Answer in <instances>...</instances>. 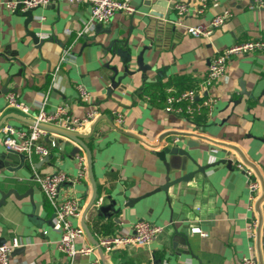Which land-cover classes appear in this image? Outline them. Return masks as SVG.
<instances>
[{
  "label": "crops",
  "instance_id": "obj_1",
  "mask_svg": "<svg viewBox=\"0 0 264 264\" xmlns=\"http://www.w3.org/2000/svg\"><path fill=\"white\" fill-rule=\"evenodd\" d=\"M18 1L0 0V154L5 151L2 128L27 130L30 125L19 117L34 120L45 97L49 114L63 104L80 119L97 112L78 133L91 134L83 142L91 154L95 201L102 199L100 208L112 209L98 216L94 201L83 219L93 195L87 170L86 181L59 189L60 198L72 197L82 205L81 216L72 219V225L85 223L95 241L100 236L95 222L108 233L119 234L144 220L163 232L146 248L109 254L96 248L95 254L73 261L61 254L53 209L34 174L62 172L75 177L80 150L73 155L78 148L75 143L49 133L42 138L51 149L49 161L33 156L21 163L12 157L11 171L0 169V190L16 192V197L11 195L0 206V244H9L13 238L20 241L11 253V264H92L95 260L98 264H241L251 257L264 264V55L238 56L228 62L224 78L209 91L217 102L202 126L164 111L168 96L195 87L218 52L235 43L264 40V8L250 10L253 0H219L199 15L193 0H169L189 7L177 26L172 24L176 20L173 6L153 23L144 0H130L137 10L134 15L117 13L108 24L95 25L91 33L78 38L90 17L88 4L52 3L36 8L28 25L37 37L49 36L37 48L25 34L22 12L15 14L6 7ZM225 11L231 18L211 37L187 34V27L207 24ZM66 47L68 56L62 62ZM77 86L90 94L88 103L78 98ZM12 92L27 108L26 114L6 108V96ZM115 113L122 115L121 125L115 124ZM186 134L201 146L180 142V135ZM174 136L197 166L220 160L231 164H216L164 192L160 189L167 177L175 182L197 170L180 155H166L165 162L158 158L156 153ZM55 141L58 147H52ZM239 161L252 167L260 181L262 200L253 208L247 179L234 167ZM254 221L253 239L249 228ZM194 227L203 235L193 233ZM176 232L185 236L182 244ZM88 244L95 246L86 233L77 240V246Z\"/></svg>",
  "mask_w": 264,
  "mask_h": 264
},
{
  "label": "built area",
  "instance_id": "obj_2",
  "mask_svg": "<svg viewBox=\"0 0 264 264\" xmlns=\"http://www.w3.org/2000/svg\"><path fill=\"white\" fill-rule=\"evenodd\" d=\"M197 4L196 13L202 14L210 6L219 2V0H193ZM66 2L70 4L86 3L90 7V17L77 37H83L91 33L95 25L108 24L115 14L123 13L127 16H132L136 13V8L130 4V0H21L16 3H8L7 8L14 11L18 4H20V11L24 12L30 9L45 7L49 4H56ZM264 8V0H253L249 5L250 10H259ZM173 10L176 13V20L172 24L181 26L182 19L189 12L188 4L179 3L173 5ZM231 14L225 11L213 17L207 24H198L187 27L186 32L193 38H209L221 26H223L229 19ZM70 30H66L64 34L70 35ZM47 34H38L40 40L48 39ZM69 48L63 50L61 61H66ZM254 53L264 55V40H250L242 43H235L228 48L218 52L210 61L205 76L198 84L188 90L179 93L171 94L166 99L164 111L169 115L186 118L193 124L195 117L200 114L201 109L207 111V117L211 115L217 99L210 95L209 91L213 85L222 80L226 74L228 62L238 56H245ZM58 69V68H57ZM57 72V71H56ZM55 73L53 81L55 80ZM78 98L82 102H89L90 94L83 86L76 87ZM46 97L39 104V110L34 117L35 124L30 126L27 130L15 128L6 125L2 128V144L6 152H12L17 155H23L26 160L31 161L33 156H38L44 159L50 156L51 149L44 145L42 138L49 132L37 127V124H45L56 128L64 129L71 132H77L91 122L97 116V112H91L85 118L80 119L70 113L69 106L63 104L58 106L51 114L45 111ZM6 108L18 110L24 114L27 113V108L19 101L16 93H9L6 96ZM114 122L117 125L123 123L121 114L115 113L113 115ZM195 124V123H194ZM178 138L174 139L173 143H177ZM55 145L52 144V147ZM80 154L77 156L79 169L75 177L68 176L62 172H57L45 176L34 174V181L39 186L43 196L53 209V228L59 234V241L57 243L58 251L66 256L70 261L76 257H87L95 254L96 248L105 254L114 251L126 250L130 248H146L154 241L162 232L161 227L155 226L147 221L138 220L131 226V231H123L115 236H98L96 239V246L86 245L77 246V240L84 238L85 231L82 226H73L72 219L79 218L82 213V205L80 201L75 198H60L59 189L65 184H74L76 182L87 180V159L85 152L79 147ZM236 170L242 172L246 179L249 190L250 208H253L254 203L259 200L260 181L256 175L255 170L243 161L235 162ZM1 176V173H0ZM102 199L95 201L93 207L99 209ZM256 221H254L249 228L250 235L254 239ZM193 233L202 232L198 227L191 228ZM264 245V239H263ZM20 246V241L13 238L9 244H0V264H11V253ZM92 264H98L95 260ZM241 264H259L257 258H244Z\"/></svg>",
  "mask_w": 264,
  "mask_h": 264
},
{
  "label": "water",
  "instance_id": "obj_3",
  "mask_svg": "<svg viewBox=\"0 0 264 264\" xmlns=\"http://www.w3.org/2000/svg\"><path fill=\"white\" fill-rule=\"evenodd\" d=\"M19 1H21V0H19ZM173 5L174 4L172 2H170L169 0H144V6L149 9L148 15H149V17L151 19V22H153V23L155 22L156 19L163 18V15L166 12V9L168 8V6L172 7ZM34 10L35 9H30V10L24 11V12L21 13V16L25 19L24 20V27L26 29V31H25L26 36L31 40V42H32V44L34 46L39 48V46L43 43V40H40L36 36V33L34 31L28 30V25L33 21V11ZM19 12H20V4L17 5V7L15 9V14H19ZM242 94L247 95V93L245 91H243ZM19 120L27 123L30 126H33L35 124L34 120H26V119H24L22 117H19ZM37 127L42 129V130H45V131H47V132H49L51 134H55V135H58L60 137L66 138V139L72 141L73 143H75L78 146V148L76 147V148L73 149V152H72L73 155L78 153L79 147L82 148L86 152V155H87V166H88L90 178H91L92 185H93V195H92L91 201L89 202L87 208L84 211V214H83V219H84L85 215L87 214V212L92 207V205H93V203H94V201L96 199V196H97V194H96V185H95V182H94V179H93V175H92V165H91L90 150L87 148V146L83 142V140L89 138L91 136V134L90 135H83V134H80V133H77V132H71V131H67V130H64V129L56 128V127L45 125V124H37ZM191 136L192 135H189V134L180 135L179 140H180V142H186L187 146H189V147H194L195 148L197 146H201V143L199 142V140H195V141L189 140L188 138H191ZM175 138H176V136L171 137L170 140H169V144L164 146V147H162L160 149V151L156 153L158 158L161 161L165 162V156L166 155H170V156L171 155H174V156L175 155H180V156L188 158L191 162H193L196 165V163L190 158L189 154L186 151H184L181 148H179L177 143H173ZM53 143H54V145L56 147L59 146L57 141H55ZM12 157H17L20 160L21 163H23L26 160V158L23 155H17V154L12 153V152L4 151L2 154H0V169L6 167L8 171H11L10 167H11V159H12ZM49 159H50V157L45 158L46 161H49ZM219 163L231 164L230 161L220 160V161L215 162V163L207 164L205 167H200V166L196 165L197 166L196 172L188 173L185 176H183L182 178H180L179 180H176L175 182H169V178L167 177L166 178V185L163 188H161L160 190H163L164 192H166L173 185H175L177 183H180V182L189 181V180H191L193 178V176L196 173H204V170H206L209 167H212V166H214L216 164H219ZM165 165L167 167V164H165ZM11 195H14L16 197L15 190H9L8 192H2L0 190V206L4 205L6 203V200ZM111 209H112V206H102L98 210V216H102V215L106 216V215H108V212ZM115 213H117V212H115ZM115 223H119V220L116 219ZM83 229H84L86 235L92 241V243L96 246L97 245L96 241L92 237V235H91V233H90V231H89V229H88V227L86 226L85 223H83ZM176 235L180 238V243L182 244L184 242V240H185V236L183 234L178 233V232H176ZM97 249H98V251L100 253H102L99 248H97ZM14 251L16 252V250H14Z\"/></svg>",
  "mask_w": 264,
  "mask_h": 264
},
{
  "label": "trees",
  "instance_id": "obj_4",
  "mask_svg": "<svg viewBox=\"0 0 264 264\" xmlns=\"http://www.w3.org/2000/svg\"><path fill=\"white\" fill-rule=\"evenodd\" d=\"M186 90H188V89H186ZM206 120H207V111H206V109L202 108L200 114L195 117V120L193 123H195V125L202 126V124H204L206 122ZM95 228H96V232L100 233V235H102V236H115V235H117L115 233H108L107 228L105 226H99L97 224V222H95Z\"/></svg>",
  "mask_w": 264,
  "mask_h": 264
}]
</instances>
